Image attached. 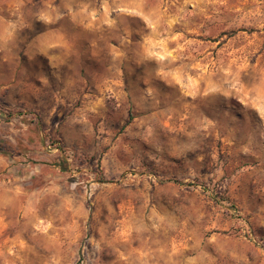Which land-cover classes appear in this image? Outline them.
<instances>
[{
    "label": "rangeland",
    "instance_id": "1",
    "mask_svg": "<svg viewBox=\"0 0 264 264\" xmlns=\"http://www.w3.org/2000/svg\"><path fill=\"white\" fill-rule=\"evenodd\" d=\"M0 264H264V0H0Z\"/></svg>",
    "mask_w": 264,
    "mask_h": 264
}]
</instances>
